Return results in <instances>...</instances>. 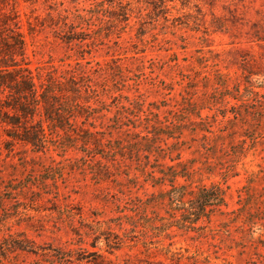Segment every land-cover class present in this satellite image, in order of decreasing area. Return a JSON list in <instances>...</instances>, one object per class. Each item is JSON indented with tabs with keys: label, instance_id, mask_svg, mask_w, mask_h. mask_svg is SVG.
<instances>
[{
	"label": "rangeland",
	"instance_id": "374dc122",
	"mask_svg": "<svg viewBox=\"0 0 264 264\" xmlns=\"http://www.w3.org/2000/svg\"><path fill=\"white\" fill-rule=\"evenodd\" d=\"M3 4L6 13L15 8L33 74L62 83L74 75L80 102L88 98L96 108L103 102L108 117L117 106H128L119 95L143 102L144 110L162 119L167 110L183 106L182 98L198 104L225 100L229 108L242 104L233 99L241 94L248 107L238 110L248 111L250 126L254 116L262 120L256 112L264 117V0H0ZM217 76L229 78L226 89L215 82ZM249 92L257 96L249 98ZM94 123L99 130L100 120ZM81 126L89 128L78 119ZM220 127L224 135L232 129L223 123L214 130ZM5 128L0 123V264H264L262 222L250 227L240 210L250 181L258 191L264 187L259 180L264 128L255 143L235 136L234 146L245 140L239 158L228 141L226 152L206 166L189 150L182 152L183 161L195 159V168H201L192 188L217 184L227 204L221 208L226 215L214 214L188 230L173 223L180 216L167 205L149 204L168 186L152 187L138 173L134 186L127 182L123 172L136 173L127 160L117 170L108 164L109 178L95 183L91 170L99 157H86L79 145L65 151L48 145L33 153L16 143L6 150Z\"/></svg>",
	"mask_w": 264,
	"mask_h": 264
},
{
	"label": "trees",
	"instance_id": "16d2710c",
	"mask_svg": "<svg viewBox=\"0 0 264 264\" xmlns=\"http://www.w3.org/2000/svg\"><path fill=\"white\" fill-rule=\"evenodd\" d=\"M17 18L14 7L6 13L4 4L0 5V123L6 127V150L16 143L29 147L33 153L42 152L48 145L61 151L79 145V151L86 157L100 158L94 160L96 167L91 170L95 183L109 178L108 164L117 170L127 160L130 162L129 168L136 172L132 177L129 172H123L131 185H135L138 173L152 187H169L155 195L149 204L167 205L174 217L178 214L180 218H174L176 221L173 223L179 229H195L196 223L202 219L210 222L214 214L226 215L221 210L227 205L225 191L217 184L199 183L196 190L192 188L193 179L201 168H195V159L183 161L182 152L189 150L190 154L199 156L201 165L206 166L210 160L218 159L217 154L226 152L225 142L228 141L233 154L238 158L243 156L245 140L235 146L232 142L236 135L256 142V135L260 131L262 133L264 128L262 111L256 112L262 120H255L254 116L251 127L245 114L248 111L238 110L242 106L248 107L242 102V94L233 98L242 104L229 108L228 102H223L225 100L217 102L212 98L211 101L198 104L189 97L182 98L181 108L178 109L177 104L176 111L167 110V115L160 119L159 113L144 110L143 102H130L128 97L119 95L127 101L128 106H117L115 113L108 117L110 110L103 102L98 103L100 106L97 108L88 104V98L80 102V87L74 75L67 79L64 77L65 83H62L49 74L45 79L38 71L33 74L25 62L26 42L24 34L19 31ZM215 82H224L220 86L226 89L229 78L217 76ZM245 82L251 81L245 78ZM249 94V98L257 96L253 92ZM221 103L224 109L218 108ZM205 108L213 112L210 117L201 115ZM227 113H231V119H227ZM140 114L144 115L142 119ZM219 115L222 120H218ZM190 116L197 121H193ZM78 119H82L83 125L87 123L89 128L77 127ZM97 120H100L99 130L94 123ZM223 123L232 125L226 135L225 129L221 127L214 130L215 124ZM237 126L241 127L243 133L251 131L253 134L244 135L235 130ZM169 140L172 142L169 143ZM82 159L85 170L88 164L86 159ZM224 173L228 174L229 171ZM259 180L264 181L263 178ZM254 183L252 180L246 187V203L240 210L246 215L243 223L256 227V221H260L264 229V211L260 207L264 209V187L258 191L253 188ZM239 198L242 200L240 194ZM137 202L145 206L141 199H137Z\"/></svg>",
	"mask_w": 264,
	"mask_h": 264
}]
</instances>
